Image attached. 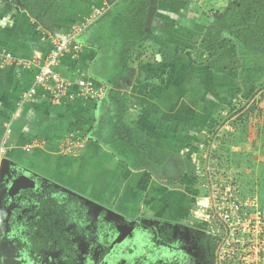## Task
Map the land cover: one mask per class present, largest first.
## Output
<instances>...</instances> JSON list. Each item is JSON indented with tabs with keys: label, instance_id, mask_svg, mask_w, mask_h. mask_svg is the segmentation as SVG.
<instances>
[{
	"label": "crops",
	"instance_id": "1",
	"mask_svg": "<svg viewBox=\"0 0 264 264\" xmlns=\"http://www.w3.org/2000/svg\"><path fill=\"white\" fill-rule=\"evenodd\" d=\"M242 1L63 0L54 29L48 31L21 0H0V139L18 98L35 77L36 70L22 63L47 50L52 35L84 24L76 59L65 56L59 73L70 81L84 75L124 95L128 108L121 123L169 152L152 172L151 167L132 170L103 146L119 115L110 92L100 103L80 99L71 110L51 103L40 88L12 123L7 155H0V212L21 191L48 192L62 186L78 193L87 190L121 213L136 210L141 215V209L150 207L148 214H157V219L179 223L194 197L195 157L204 133L240 107L248 108L244 122L234 145L226 149L237 168L253 173L264 193V73L257 76L251 98H242L246 88L241 78L245 69L264 66V50L248 51L241 42L247 26L239 20L245 9L235 3ZM118 18L129 22L130 42L124 40L121 27L126 25ZM125 46L130 50L124 63ZM6 53L13 60L5 59ZM254 98L261 107L247 105ZM77 131L89 138L81 157L62 155L63 136ZM31 142L41 146L26 152ZM153 172L164 178L156 180ZM22 179L28 184L11 194ZM20 232L9 231L11 258L30 264Z\"/></svg>",
	"mask_w": 264,
	"mask_h": 264
},
{
	"label": "rangeland",
	"instance_id": "2",
	"mask_svg": "<svg viewBox=\"0 0 264 264\" xmlns=\"http://www.w3.org/2000/svg\"><path fill=\"white\" fill-rule=\"evenodd\" d=\"M21 1L28 12L33 9L37 14L36 18L40 17L39 13L44 3H47V9L50 8L48 0ZM252 10L253 8L249 7L243 12L240 23H247L246 18L248 16L250 18ZM116 20L126 25L120 27L124 40L130 42L133 38L129 32V22L124 21V18L122 21L120 18ZM253 26L257 28L252 29L254 32L249 33L250 36L262 39L264 20L259 24L254 23ZM244 35L243 32L242 37ZM113 82L115 79L112 80V84ZM112 95L114 96V93ZM123 99L125 100V97ZM125 103L126 106L118 103L119 115L116 116L114 132L101 143L106 150L122 161L124 166L132 170L151 167V171L158 165L152 160L149 161L148 156L158 159V154L153 150L156 147L148 144L141 132H132L121 123L120 117L128 108L126 100ZM253 105L259 108L262 103L257 100ZM124 107L126 110L121 114ZM240 119H244V116ZM3 132L4 128L1 131L0 143ZM210 132L204 133L199 154L197 153L195 158L201 167L212 165V168H216L214 161L208 163L204 159L203 162L202 158L208 146L206 136L208 137ZM237 132L235 130L227 135L231 137L234 136L231 134ZM234 140L236 141L232 137L228 144H233ZM228 144L226 142L224 149ZM75 157L80 158L81 154ZM141 162L149 163V167L141 166ZM157 174L159 179L156 180L164 178L158 172H153L151 176L155 178ZM196 179L199 182L198 174ZM198 182L195 181L192 188L194 197L190 195L192 198L190 211L179 223L157 219V214L156 216L148 214L150 207L141 209V215L136 210L121 213L120 208L98 200L87 190L78 193L60 186L48 192L21 191L12 196V201L0 212L1 254L3 257L13 256L9 231L16 228V232H20L18 230L20 228L22 230L18 234L20 245L25 243L26 250L23 255L30 259V264H162L166 261L163 258L165 255L166 258H171L172 264H177L178 259H185L187 264H213L211 242L201 232L199 218L194 214L193 199L200 191L196 188Z\"/></svg>",
	"mask_w": 264,
	"mask_h": 264
},
{
	"label": "built area",
	"instance_id": "3",
	"mask_svg": "<svg viewBox=\"0 0 264 264\" xmlns=\"http://www.w3.org/2000/svg\"><path fill=\"white\" fill-rule=\"evenodd\" d=\"M85 25H78L62 36L52 35L49 48L37 51L22 65L36 70L30 86L18 98L10 122L4 127L0 143V155H7L6 145L12 133V123L20 116L25 104L32 101L42 88L51 103L60 106H76L80 99L102 102L109 92V85L79 75L70 81L59 74L62 60L68 56L74 61L81 49L78 42ZM4 58L13 60L10 53ZM255 98L247 104L253 105ZM74 109V108H73ZM231 110L233 116L218 124L207 138L208 146L203 162L216 168H197L199 194L193 199L194 214L199 218L201 232L211 242L213 264H264V193L253 173L243 171L234 163V157L224 146L232 140L229 132L239 130L243 125L244 110ZM235 138V137H234ZM87 133H68L61 140L60 150L64 156L83 153L88 143ZM225 143V144H224ZM40 144L28 143L25 151H34ZM226 148V147H225ZM224 150V151H223ZM203 164V163H202ZM200 230V229H199Z\"/></svg>",
	"mask_w": 264,
	"mask_h": 264
},
{
	"label": "trees",
	"instance_id": "4",
	"mask_svg": "<svg viewBox=\"0 0 264 264\" xmlns=\"http://www.w3.org/2000/svg\"><path fill=\"white\" fill-rule=\"evenodd\" d=\"M111 1V0H108ZM63 0H48V4L50 5V8L47 9L46 4L44 3L42 5V9L41 12L39 13L40 17L38 18L40 24L42 25V27H44L46 30L48 31H52L54 29V23H55V19L57 17V9L59 7L62 6ZM243 8V9H249V7H252L253 10L250 13V18L249 16L246 18V22L249 24H244V26H247L246 30H242V33L244 32L245 35L244 37H242L243 42L242 44L245 46V48L248 51H260L261 49L264 50V36L262 39L260 38H255V37H251L249 33H253L254 31L252 29H255L257 27L253 26L254 23L257 22V24L261 23L262 20H264V12H263V0H246V1H242V2H236L235 5H239ZM262 4V5H260ZM29 13L31 16L36 17L37 14L34 13L33 9L29 10ZM249 18V21H247ZM245 23V22H244ZM258 26V25H257ZM242 41V40H241ZM130 48L128 46L124 47L123 50V62L127 61V57H128V53H129ZM264 52V51H263ZM245 72L241 73V78L244 81V85H245V93L242 96L243 99L246 98H251L252 97V93L255 89V80L257 78V76L260 73H264V66H254L251 67L249 69H245ZM112 85V83L110 84ZM110 95H112V93H114L112 90L109 91ZM114 97L115 99H117L118 103L121 104L122 106H126L125 100L123 99L124 95H121L120 93H114ZM127 109V108H126ZM125 107L124 109L121 111V114H123L125 112ZM91 139V137H90ZM156 154H158V159L155 158L153 159V157L150 155L148 156V160L149 161H154L155 164H157L158 166L161 165L164 161L165 158L169 155L168 151L165 150H160L158 148H154L153 149ZM147 161V162H149ZM122 162V161H121ZM145 162H141V166L143 165H147L149 167V163L144 164ZM141 169V167L139 168Z\"/></svg>",
	"mask_w": 264,
	"mask_h": 264
},
{
	"label": "flooded vegetation",
	"instance_id": "5",
	"mask_svg": "<svg viewBox=\"0 0 264 264\" xmlns=\"http://www.w3.org/2000/svg\"><path fill=\"white\" fill-rule=\"evenodd\" d=\"M5 257H8V258H5ZM5 257H3L2 254H0V260H1L0 264H3V261H16V262H20V264H23L24 263V260L23 259H12L11 256L10 257L9 256H5ZM163 258L166 259V261L165 262H162V264H167V263L168 264L169 263L172 264L171 258H166V255ZM157 264H160V263H157ZM177 264H187V262H186L185 259H183V260L178 259Z\"/></svg>",
	"mask_w": 264,
	"mask_h": 264
},
{
	"label": "water",
	"instance_id": "6",
	"mask_svg": "<svg viewBox=\"0 0 264 264\" xmlns=\"http://www.w3.org/2000/svg\"><path fill=\"white\" fill-rule=\"evenodd\" d=\"M19 2V1H18ZM27 179H22V181L18 182L17 184H15L13 186V188L11 189V194H15L17 193L20 189L24 188L25 185H27ZM1 262V260H0ZM3 264H20V262H16V261H3Z\"/></svg>",
	"mask_w": 264,
	"mask_h": 264
}]
</instances>
